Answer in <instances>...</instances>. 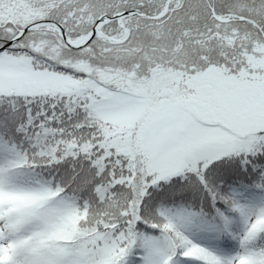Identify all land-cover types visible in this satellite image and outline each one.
Listing matches in <instances>:
<instances>
[{
  "label": "snow or ice",
  "instance_id": "obj_1",
  "mask_svg": "<svg viewBox=\"0 0 264 264\" xmlns=\"http://www.w3.org/2000/svg\"><path fill=\"white\" fill-rule=\"evenodd\" d=\"M0 264H264V0H0Z\"/></svg>",
  "mask_w": 264,
  "mask_h": 264
}]
</instances>
